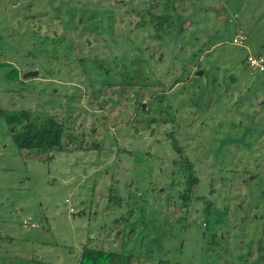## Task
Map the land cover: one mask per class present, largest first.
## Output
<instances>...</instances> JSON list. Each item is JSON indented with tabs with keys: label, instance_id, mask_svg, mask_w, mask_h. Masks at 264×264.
I'll use <instances>...</instances> for the list:
<instances>
[{
	"label": "rangeland",
	"instance_id": "obj_1",
	"mask_svg": "<svg viewBox=\"0 0 264 264\" xmlns=\"http://www.w3.org/2000/svg\"><path fill=\"white\" fill-rule=\"evenodd\" d=\"M167 1L0 0V108L73 138L19 150L0 117V264H76L83 245L264 264V73L245 64L264 56V0Z\"/></svg>",
	"mask_w": 264,
	"mask_h": 264
},
{
	"label": "trees",
	"instance_id": "obj_2",
	"mask_svg": "<svg viewBox=\"0 0 264 264\" xmlns=\"http://www.w3.org/2000/svg\"><path fill=\"white\" fill-rule=\"evenodd\" d=\"M170 4V0L167 1ZM83 10L81 9V13ZM80 13V14H81ZM72 12L69 16H71ZM169 14L164 16H150V20H152L157 25L161 24V21L167 20ZM177 28L179 31L180 21L177 23ZM101 65H99L100 67ZM102 68V66H101ZM198 70L195 71V73ZM105 72H109V70L105 69ZM121 77L127 80V82L121 81L118 79V85H127L130 86L129 83L133 79L124 73H119ZM197 74V73H196ZM202 74V72L200 73ZM139 77H137V82ZM108 80V81H107ZM147 76H143L140 80L142 85H148L146 83ZM184 81H187V78L177 77L173 79L172 86H176L180 82L183 84ZM106 82V83H105ZM109 78L104 79L102 84L110 85L112 84ZM154 82V81H152ZM115 84V83H113ZM154 83H152L153 85ZM120 91H117L116 97H118ZM133 106L132 102L130 103ZM0 117L3 118V121L10 125V138L14 146L19 150H48L52 148H56L58 150L64 149L62 147L63 139H67V142H71L73 140L70 133L66 132L64 122H58L53 118H45L36 122L34 119L30 117V113L28 110L20 109L14 111L3 110L0 108ZM153 121V120H151ZM172 147L176 152H180V148L177 147L176 142L172 139ZM178 169L183 170V173L186 175V188L184 192L181 194L183 202L186 204L189 199V190L191 183L196 182V178L193 176V172L191 170L192 164L190 161L184 159L178 162ZM190 193V192H189ZM129 233H127L128 235ZM131 254L123 256L121 253H117L115 251L104 250L101 248L88 247L87 245H83L80 251V256L76 264H129ZM260 259V258H259ZM156 264H167V261L159 259Z\"/></svg>",
	"mask_w": 264,
	"mask_h": 264
},
{
	"label": "built area",
	"instance_id": "obj_3",
	"mask_svg": "<svg viewBox=\"0 0 264 264\" xmlns=\"http://www.w3.org/2000/svg\"><path fill=\"white\" fill-rule=\"evenodd\" d=\"M245 36L236 34L231 39V43L235 45H243ZM245 64L252 72L264 73V56L261 54H247L245 56ZM72 211L69 209L68 212Z\"/></svg>",
	"mask_w": 264,
	"mask_h": 264
},
{
	"label": "water",
	"instance_id": "obj_4",
	"mask_svg": "<svg viewBox=\"0 0 264 264\" xmlns=\"http://www.w3.org/2000/svg\"><path fill=\"white\" fill-rule=\"evenodd\" d=\"M37 73V71H31V72H27V73H25L24 74V76H27V75H34V74H36ZM196 73H201V71H197ZM141 107H143V104H141ZM64 213L66 214L67 213V211H64Z\"/></svg>",
	"mask_w": 264,
	"mask_h": 264
},
{
	"label": "crops",
	"instance_id": "obj_5",
	"mask_svg": "<svg viewBox=\"0 0 264 264\" xmlns=\"http://www.w3.org/2000/svg\"><path fill=\"white\" fill-rule=\"evenodd\" d=\"M236 35V34H235ZM245 39H246V37H245ZM248 54H252V53H248ZM254 54H256V53H254Z\"/></svg>",
	"mask_w": 264,
	"mask_h": 264
}]
</instances>
